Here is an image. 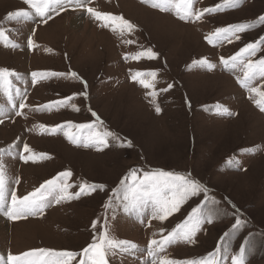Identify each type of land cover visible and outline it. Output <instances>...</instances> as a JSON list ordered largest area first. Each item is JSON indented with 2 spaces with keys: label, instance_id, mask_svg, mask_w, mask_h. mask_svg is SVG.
Instances as JSON below:
<instances>
[{
  "label": "rangeland",
  "instance_id": "374dc122",
  "mask_svg": "<svg viewBox=\"0 0 264 264\" xmlns=\"http://www.w3.org/2000/svg\"><path fill=\"white\" fill-rule=\"evenodd\" d=\"M222 3L192 0V10L202 12ZM89 6L123 16L137 26L136 31L121 36L83 9L70 6L59 15L51 13L46 24L34 14L28 21L10 23L5 20L7 13L30 9L23 0H0V28L8 39L6 45L0 38V70L16 74L9 77L10 87H0V149L9 150L0 157L6 178L5 209L12 191L22 197L66 170L73 173L68 180L73 185L70 193L78 192L85 182L105 186L78 199L59 204L53 200L36 216L12 220L0 212V264H7L9 254L35 249L82 253L105 231L110 239L137 246L126 252L109 251L108 264H161L165 258L199 260L218 244L220 264H231V256L238 253L245 239V264H264V112L255 103L260 97L238 83L242 72L226 70L220 64V57L228 58L264 36V24L259 20L264 16V0H237L235 7L187 21L174 11L161 12L142 0H92ZM239 23L249 25L247 31L237 34L239 40L215 45L207 42L206 37L216 28ZM29 36L35 42L31 49L26 43ZM148 47L158 54L156 59L130 58ZM205 58L215 65L213 69L199 63ZM260 58H264V45L251 57ZM137 71L157 73L153 89L131 80ZM33 72L66 75L38 77L33 84ZM71 72L80 79L67 75ZM141 78L152 80L146 75ZM253 86L264 91V78ZM85 91L87 97L81 95ZM151 91L157 93L155 98L149 95ZM9 93L15 107L9 103ZM68 97L73 99L58 109L44 107ZM21 100L26 105L22 109ZM157 106L160 113L155 111ZM225 107L231 115L218 114ZM69 122L95 123L98 130L111 131L120 139L109 138L108 147L102 149L73 144L64 132L80 133L66 127ZM40 125L64 127L52 134ZM25 143L37 154V162L19 159L25 154ZM41 153L49 158L40 160ZM131 169L141 173L171 171L196 180L225 215L202 225L192 243L176 241L149 256L150 241L161 240L205 198L203 194L190 198L165 221L151 216L150 204L139 213L125 212L124 192L117 189ZM106 204L110 206L106 208ZM237 216L245 226L220 244ZM80 259L77 256L73 264Z\"/></svg>",
  "mask_w": 264,
  "mask_h": 264
},
{
  "label": "snow or ice",
  "instance_id": "6c2138e0",
  "mask_svg": "<svg viewBox=\"0 0 264 264\" xmlns=\"http://www.w3.org/2000/svg\"><path fill=\"white\" fill-rule=\"evenodd\" d=\"M92 0H23V3L28 6L30 10H16L7 13L5 20L7 22H20L28 21L33 14L41 19L42 23H47L51 19V13L59 15L60 12L67 11V6L74 9H83L91 18L96 21H103V27H110L112 31H119L121 36L126 34H132L136 31L137 26L125 19L123 16L112 15L98 11L95 7L89 6ZM144 3L158 9L161 12L174 11L176 16L182 20L187 21L192 19L200 20L204 13H215L222 11L225 8L235 7L237 0H223L222 4H217L211 8H205L202 12H193L192 0H142ZM259 20L264 24V16H260ZM249 29V25L244 23L229 25L225 27H218L210 35L206 37L207 42L210 45H215L218 42L227 41L231 43L233 39L239 40L238 33H243ZM0 38H3L5 44H8L6 32L3 28H0ZM27 47L29 49L35 47V42L31 36L27 37ZM124 43L131 44L132 40H125ZM264 45V36L260 37L256 42H249L244 47L240 48L234 55L224 58L220 57V64L226 70H239L242 72V77L238 78V83L242 88H246L250 93H253L260 97L255 103L257 107L264 112V91H261L258 87L253 86V82L257 79L264 78V58L257 60L251 59L260 50V46ZM16 47L15 44L11 45ZM158 54L148 47L143 51H139L132 55V60H140L142 57H146L148 60L156 59ZM125 59H129L125 56ZM199 63L207 65L209 70L213 69L215 65L209 63L207 59H202ZM16 75L14 72L8 69L0 70V87H10L11 81L9 77ZM65 73L47 72V73H31L32 83L37 82V78L46 79L49 76H64ZM70 75L74 79H80L76 72H71ZM151 77L152 80L141 78L142 76ZM157 73L150 71L148 73H141L139 71L131 75L133 82H138L145 89H153L154 81ZM19 79V77H17ZM86 85V82H83ZM7 87L5 91L7 92ZM171 88V85L168 86ZM163 89L162 91H167ZM17 95H21L19 89H17ZM81 95L87 97V92L81 93ZM153 98L157 95L155 91L149 93ZM251 98V97H249ZM9 103H13L12 96L8 94ZM73 97H68L63 100L53 101L44 107L51 110L53 107L60 108L68 103ZM26 105L21 100L19 107L22 109ZM13 107L15 104L13 103ZM43 110V109H41ZM78 110V109H77ZM155 111L160 113V107H156ZM231 115L232 113L225 107L222 113ZM16 115H21L20 112H16ZM92 115L96 117L97 121H100L99 116L92 112ZM102 123V122H101ZM45 131L55 134L60 130L62 125H57L51 128H45L44 125H40ZM66 127L76 129L80 135H70L67 131L64 135L73 143H82L84 147L94 146L98 149L106 148L109 145V138L113 141H118L120 138L115 133L97 129L95 123H71L69 122ZM130 146V142H128ZM15 147V145L11 146ZM8 149H0V157L3 156ZM22 152L19 159L24 163L29 161L37 162V154L33 153V150L28 144H23ZM47 154H39L40 160L48 159ZM229 164L232 161H228ZM73 175L70 170L62 171L49 180H46L34 191L29 192L26 195L18 196L15 191L10 194V205L5 209L6 205V178L3 169V164L0 163V212H3L12 220H19L27 218L29 216L40 215L44 212L45 208L54 200L59 204L61 201H68L74 198H79L83 194H87L89 190L105 188L104 185L81 183L79 191L70 193L69 189L73 185L68 183L69 178ZM19 183V180L16 181ZM120 187L117 191L123 190L124 211L137 213L142 212L145 206L151 205V216L159 221H165L171 217L174 213H178L190 198L204 195V202L198 206L192 207L186 218L177 223L166 236L161 240H151L148 246V255L154 256L157 251H164L165 247L176 242L185 241L192 243L197 232L201 230L202 225L205 223L211 224L216 219L225 215L223 210L218 206V202L214 198H210L207 193V188L196 180L189 179L183 174L175 173L171 171H143L139 172L137 169H131L119 182ZM51 198V199H49ZM110 204H106L105 207H109ZM245 226L239 216L235 218L234 223L231 226L230 231H225L221 237L220 244H223L225 237L234 236L237 231ZM96 222H93V228L95 229ZM99 231V230H97ZM247 239L242 242V245L238 249V253L231 256V264H245V254ZM153 245L157 247L153 249ZM137 246L129 241L114 240L108 237L107 232H103L99 235L98 239H94L86 248L82 250V253H76L73 251H53L49 249H35L25 252L20 255L9 254L7 256V264H73L77 256H80L78 264H108L106 259L109 251L114 249H120L121 251H129L135 249ZM228 248H224V253H227ZM44 257V259H41ZM228 259L227 255L223 257ZM221 259V246L215 248V250L207 255L205 258L199 260H183L177 261L173 259L165 258L161 264H220Z\"/></svg>",
  "mask_w": 264,
  "mask_h": 264
},
{
  "label": "bare ground",
  "instance_id": "6f19581e",
  "mask_svg": "<svg viewBox=\"0 0 264 264\" xmlns=\"http://www.w3.org/2000/svg\"><path fill=\"white\" fill-rule=\"evenodd\" d=\"M74 25L76 26V23H74Z\"/></svg>",
  "mask_w": 264,
  "mask_h": 264
}]
</instances>
